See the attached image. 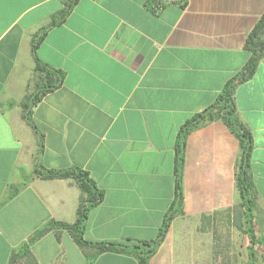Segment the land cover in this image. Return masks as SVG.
Returning <instances> with one entry per match:
<instances>
[{"label":"crops","instance_id":"obj_1","mask_svg":"<svg viewBox=\"0 0 264 264\" xmlns=\"http://www.w3.org/2000/svg\"><path fill=\"white\" fill-rule=\"evenodd\" d=\"M65 2L0 0V264H10L50 221L77 220L79 187L72 179L37 176L40 162L83 168L104 192L89 213L87 241L155 239L174 200L179 129L213 104L248 62L247 37L264 13V0H183L158 8V0H78L36 51L64 72L63 83L33 109L43 134L40 151L22 107L45 82L32 40ZM235 101L234 117L253 137L249 173L257 233L264 231V57L237 85ZM240 153L239 139L223 120L191 131L185 212L174 218L149 264L247 263V251L234 255L231 210L241 203ZM30 250L38 264H140L126 252L97 254L60 228L37 238Z\"/></svg>","mask_w":264,"mask_h":264},{"label":"trees","instance_id":"obj_2","mask_svg":"<svg viewBox=\"0 0 264 264\" xmlns=\"http://www.w3.org/2000/svg\"><path fill=\"white\" fill-rule=\"evenodd\" d=\"M77 2L78 0H66L65 7L57 14L53 15L51 23L35 34L32 40V52L37 63L36 71L45 73V82L39 84L37 89L27 95V97L23 100L22 107L24 119L38 135L40 151L43 150V134L36 125L33 117V109L45 94L55 90L63 83L64 72L60 69L50 67L42 62L37 57L36 51L46 31L50 27L64 21ZM247 48L251 52V57L245 66L227 81L214 103L208 106L205 110L196 113L179 129L175 142L174 200L165 213L162 225L155 239L151 241H139L132 244L106 241H87L84 237V233L89 213L93 207L98 205L103 200L104 192L98 187L95 180L90 176V173L83 168L69 167L54 169L47 168L42 162H40L38 167L35 169V174L37 176L50 179H72L79 187L81 195L77 211V220L74 223L55 220L50 221L49 224L37 231L29 239V242L24 244L18 252L12 256L10 264H38L30 250V246L37 238L41 237L51 229L56 228L68 230L80 245H90L96 247L97 254L106 251L126 252L135 255L140 264H149L150 258L157 252L160 245L164 241L174 218L185 212L183 176L185 169V149L187 137L194 129L215 120H223L240 141L241 153L238 162L237 185L240 192L241 203L231 210L232 212H236V216L239 214L236 210L239 207L242 210L240 218L242 217V219H244L245 232L249 239V244L247 246L248 260L246 264H258L257 244L264 245V237H258L254 225V199L251 191L252 181L249 173L251 154L253 150V137L251 131L240 123L234 117V114L237 109L235 101V90L237 85L250 79L254 75L259 61L264 57V13L247 37ZM227 216L230 219L229 214Z\"/></svg>","mask_w":264,"mask_h":264},{"label":"rangeland","instance_id":"obj_3","mask_svg":"<svg viewBox=\"0 0 264 264\" xmlns=\"http://www.w3.org/2000/svg\"><path fill=\"white\" fill-rule=\"evenodd\" d=\"M236 211L239 212L238 216L235 215L236 212H233L232 215V220L234 223V255L235 257H241L243 253L246 254L247 251V245L249 244V239L248 236L245 232V224H244V219L242 217L240 218V214L242 212L241 208L239 207ZM219 221H224L223 218L225 219V216H216ZM230 221V220H228ZM258 237L263 238L264 231H259ZM260 235V236H259ZM257 260L258 264H264V245L263 244H258L257 245ZM22 264V263H18Z\"/></svg>","mask_w":264,"mask_h":264},{"label":"built area","instance_id":"obj_4","mask_svg":"<svg viewBox=\"0 0 264 264\" xmlns=\"http://www.w3.org/2000/svg\"><path fill=\"white\" fill-rule=\"evenodd\" d=\"M176 1H183V0H158L157 8L158 6H162L164 3H171V2H176Z\"/></svg>","mask_w":264,"mask_h":264}]
</instances>
